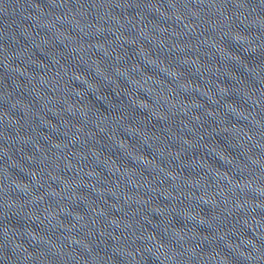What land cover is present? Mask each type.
Here are the masks:
<instances>
[{
	"label": "water",
	"instance_id": "obj_1",
	"mask_svg": "<svg viewBox=\"0 0 264 264\" xmlns=\"http://www.w3.org/2000/svg\"><path fill=\"white\" fill-rule=\"evenodd\" d=\"M0 264H264V0H0Z\"/></svg>",
	"mask_w": 264,
	"mask_h": 264
}]
</instances>
